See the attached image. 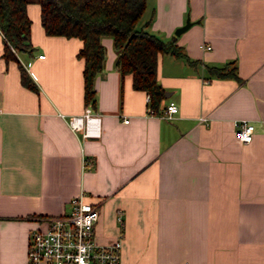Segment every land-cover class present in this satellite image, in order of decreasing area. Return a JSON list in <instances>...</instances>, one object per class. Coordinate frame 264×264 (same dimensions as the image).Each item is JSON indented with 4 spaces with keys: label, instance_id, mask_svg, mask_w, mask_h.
I'll return each instance as SVG.
<instances>
[{
    "label": "crops",
    "instance_id": "crops-1",
    "mask_svg": "<svg viewBox=\"0 0 264 264\" xmlns=\"http://www.w3.org/2000/svg\"><path fill=\"white\" fill-rule=\"evenodd\" d=\"M25 11L30 51L5 60L0 32V264H25L29 232L80 192L98 204L99 242L117 236L121 212L120 264H264V0H145L137 26L163 40L191 22L175 35L186 58L157 56L168 94L152 112L119 79L108 36L84 105L81 40L45 34L37 3ZM226 62L238 79L207 70ZM168 101L171 118L160 116ZM85 106L97 136L67 125ZM240 119L253 125L248 142L233 135Z\"/></svg>",
    "mask_w": 264,
    "mask_h": 264
},
{
    "label": "trees",
    "instance_id": "trees-1",
    "mask_svg": "<svg viewBox=\"0 0 264 264\" xmlns=\"http://www.w3.org/2000/svg\"><path fill=\"white\" fill-rule=\"evenodd\" d=\"M29 2L39 6L40 24L45 34L74 36L81 40L75 55L82 59V100L93 107L95 90L93 80L103 69L104 47L101 37L111 38L115 52L113 67L119 79L130 76L133 89L146 93L147 106L156 110L164 89L156 78L157 56L169 53L176 57L186 55L175 43V35L161 39L137 26L145 0H0L1 56L16 59L15 53L30 51V20L25 11ZM18 63L20 83L32 90L36 86L24 67ZM209 73L218 77L237 78L235 66L226 62L208 66Z\"/></svg>",
    "mask_w": 264,
    "mask_h": 264
},
{
    "label": "built area",
    "instance_id": "built-area-1",
    "mask_svg": "<svg viewBox=\"0 0 264 264\" xmlns=\"http://www.w3.org/2000/svg\"><path fill=\"white\" fill-rule=\"evenodd\" d=\"M205 48L209 45L206 44ZM146 98L148 100L147 95ZM176 111V104L168 101L160 116L171 118ZM98 118L89 106H85L81 113L67 116L66 122L81 136H97ZM122 121L126 122L127 118ZM233 128V135L238 141L248 142L251 139V122L234 120ZM98 215V204L84 199L82 192L71 196L66 212L43 217L42 225L29 232L25 264H120L121 212L118 210L115 213L119 227L117 236L107 242L95 239L94 224Z\"/></svg>",
    "mask_w": 264,
    "mask_h": 264
},
{
    "label": "water",
    "instance_id": "water-1",
    "mask_svg": "<svg viewBox=\"0 0 264 264\" xmlns=\"http://www.w3.org/2000/svg\"><path fill=\"white\" fill-rule=\"evenodd\" d=\"M190 23H191V22L188 20V18H185L183 24L177 26V27L174 29L173 33H174L175 35H178L180 32H182L183 30H185V29L190 25ZM167 94H168V92H164V93H163L164 96H167Z\"/></svg>",
    "mask_w": 264,
    "mask_h": 264
},
{
    "label": "rangeland",
    "instance_id": "rangeland-1",
    "mask_svg": "<svg viewBox=\"0 0 264 264\" xmlns=\"http://www.w3.org/2000/svg\"><path fill=\"white\" fill-rule=\"evenodd\" d=\"M110 38V37H109Z\"/></svg>",
    "mask_w": 264,
    "mask_h": 264
}]
</instances>
